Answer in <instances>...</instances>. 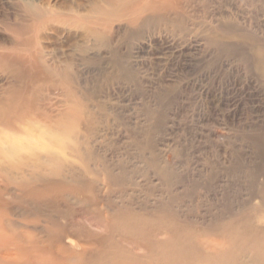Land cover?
Here are the masks:
<instances>
[{"label": "rangeland", "instance_id": "obj_1", "mask_svg": "<svg viewBox=\"0 0 264 264\" xmlns=\"http://www.w3.org/2000/svg\"><path fill=\"white\" fill-rule=\"evenodd\" d=\"M93 3L107 7L0 0V58L37 53L52 70L22 74L0 62V103L28 99L33 111L14 129L0 123L5 229L44 240L43 218L55 228L64 220L69 237L88 246L116 216L164 212L209 229L252 215L264 231V0H178L157 11L128 0L118 16ZM11 137L46 146L8 156ZM44 158L57 160L65 178L25 170ZM12 165L27 171L11 168L20 180L79 187L53 207L37 205L7 180Z\"/></svg>", "mask_w": 264, "mask_h": 264}, {"label": "bare ground", "instance_id": "obj_2", "mask_svg": "<svg viewBox=\"0 0 264 264\" xmlns=\"http://www.w3.org/2000/svg\"><path fill=\"white\" fill-rule=\"evenodd\" d=\"M102 1L107 7L93 3L92 9L113 16L120 15L128 2V0ZM177 1L147 0L144 4L147 10L157 11L172 8ZM83 31L96 38L100 36L95 29L83 28ZM33 55L32 60L6 56L0 58V62L7 68L17 66L22 74L28 73V70L35 71L37 75L51 74L52 70L41 68L43 65L37 61V53ZM27 100H7L0 103V123L5 128L14 129L16 122L31 117L33 111ZM6 141L10 146L5 150L8 156L21 150L42 149L46 146L39 140L28 143L27 139L11 137ZM17 167L18 165H12L6 168L7 180L18 185L23 193V200H30L37 205L53 207L62 194H73L79 187H72L53 179L41 183L28 180L30 178L20 180V173L14 174L11 170V168L21 170ZM25 170L54 176L60 180L66 176V170L54 158L34 159L32 164H25ZM22 173L27 174V171ZM4 190L5 188L0 187V196ZM261 200V205H264V198ZM6 208V202L0 197V211H5ZM244 220V225L238 227L229 224L225 229H209L210 227H196L192 222L187 224L186 221L164 212L153 216L146 213H136L130 217L116 216L110 220L111 227L103 231L104 236L98 239L95 245L90 243L87 246L80 244L76 236L74 239L73 236L69 237L71 233L68 228L69 222L64 220L56 224L55 228V225H50L55 221L43 218V221L47 222L48 234L46 239L42 240L37 235L26 237L22 231L19 235L10 233L5 229L3 219L0 217V264H264V231L254 229L251 225L252 215H247ZM160 235L162 238H157ZM118 239L121 245L117 244ZM126 244H136L142 253H136ZM76 249L83 252L78 261H75ZM245 252H249L246 260L242 258Z\"/></svg>", "mask_w": 264, "mask_h": 264}]
</instances>
